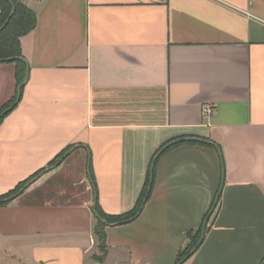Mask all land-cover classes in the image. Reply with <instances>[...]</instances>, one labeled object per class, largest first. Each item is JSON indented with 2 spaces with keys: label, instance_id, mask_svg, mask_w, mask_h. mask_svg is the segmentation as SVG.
I'll return each instance as SVG.
<instances>
[{
  "label": "crops",
  "instance_id": "obj_1",
  "mask_svg": "<svg viewBox=\"0 0 264 264\" xmlns=\"http://www.w3.org/2000/svg\"><path fill=\"white\" fill-rule=\"evenodd\" d=\"M22 1L37 25L0 120V195L41 172L0 205V264H176L217 199L180 264H261L264 0ZM15 71L0 62V110ZM172 141L97 262L96 201L130 211Z\"/></svg>",
  "mask_w": 264,
  "mask_h": 264
},
{
  "label": "trees",
  "instance_id": "obj_2",
  "mask_svg": "<svg viewBox=\"0 0 264 264\" xmlns=\"http://www.w3.org/2000/svg\"><path fill=\"white\" fill-rule=\"evenodd\" d=\"M0 62L12 61L16 65V81L17 90L14 97L7 103H5L0 110V120L7 111L14 106L17 100L22 95L23 83L28 78L29 74V62L22 54L21 50V37L26 33L33 30L37 25V12L26 5L22 0H0ZM9 21L6 23L7 19ZM6 23V24H5ZM171 143V142H170ZM165 143L157 152L154 160H152V166L148 171V175L145 181V185L140 193L137 203L135 206L125 214L122 215H110L101 208L98 200L96 201L95 211L98 215V222L95 227V233L98 238V248L99 253H94L92 258L97 262H103L108 255V245H107V233L106 225L118 224L126 222L132 219L136 214L142 209L145 200L149 196L153 184H154V171L155 164L159 154L176 145L177 143ZM67 152V150H66ZM65 153V152H64ZM63 153V154H64ZM62 154V155H63ZM58 160L53 161L52 164H56ZM89 169L92 183L96 187V180L94 176L92 160H89ZM44 170V169H43ZM42 170V171H43ZM41 172L38 171L30 179L19 183L14 189L8 191L5 194L0 195V205L6 204L13 196L17 195L22 188L29 182L32 178H35L37 174ZM218 199L214 200V206L212 211L209 210L205 215L202 224L196 228L188 231V242L180 249L177 257L176 264H180L184 259L191 255L192 250L197 247V244L202 236V231L205 228L207 230L208 222L210 220L211 214L216 207ZM193 233V235H190ZM261 264H264V260Z\"/></svg>",
  "mask_w": 264,
  "mask_h": 264
},
{
  "label": "water",
  "instance_id": "obj_3",
  "mask_svg": "<svg viewBox=\"0 0 264 264\" xmlns=\"http://www.w3.org/2000/svg\"><path fill=\"white\" fill-rule=\"evenodd\" d=\"M8 21H9V18H8V20L6 21V23H7ZM6 23H5V24H6ZM27 79H28V78H27ZM27 79H26V80H27ZM26 80H25V82H26ZM25 82H24V83H25ZM24 83H23V84H24ZM204 234H205V228H204L203 231H202V236H201V238H200V240H199V242H198V244H197V247H198V246L200 245V243L202 242V240H203V238H204ZM197 247H195V248L192 250L191 254L197 249ZM184 260H185V259H184ZM182 262H183V261H182Z\"/></svg>",
  "mask_w": 264,
  "mask_h": 264
},
{
  "label": "built area",
  "instance_id": "obj_4",
  "mask_svg": "<svg viewBox=\"0 0 264 264\" xmlns=\"http://www.w3.org/2000/svg\"><path fill=\"white\" fill-rule=\"evenodd\" d=\"M212 110H213L212 107H211V106H208V105H206L205 108H204V112H205L206 114L211 113Z\"/></svg>",
  "mask_w": 264,
  "mask_h": 264
},
{
  "label": "rangeland",
  "instance_id": "obj_5",
  "mask_svg": "<svg viewBox=\"0 0 264 264\" xmlns=\"http://www.w3.org/2000/svg\"><path fill=\"white\" fill-rule=\"evenodd\" d=\"M8 20V19H7ZM190 235H193V233H191Z\"/></svg>",
  "mask_w": 264,
  "mask_h": 264
},
{
  "label": "flooded vegetation",
  "instance_id": "obj_6",
  "mask_svg": "<svg viewBox=\"0 0 264 264\" xmlns=\"http://www.w3.org/2000/svg\"><path fill=\"white\" fill-rule=\"evenodd\" d=\"M171 143H173V141H172ZM171 143H170V144H171Z\"/></svg>",
  "mask_w": 264,
  "mask_h": 264
}]
</instances>
